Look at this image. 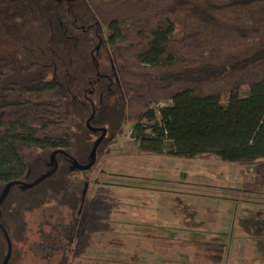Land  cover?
<instances>
[{
    "label": "trees",
    "instance_id": "obj_1",
    "mask_svg": "<svg viewBox=\"0 0 264 264\" xmlns=\"http://www.w3.org/2000/svg\"><path fill=\"white\" fill-rule=\"evenodd\" d=\"M127 124L142 155L264 162V0H0V183L87 164L106 129L90 169L56 154L80 205ZM73 191L56 264H84Z\"/></svg>",
    "mask_w": 264,
    "mask_h": 264
},
{
    "label": "rangeland",
    "instance_id": "obj_2",
    "mask_svg": "<svg viewBox=\"0 0 264 264\" xmlns=\"http://www.w3.org/2000/svg\"><path fill=\"white\" fill-rule=\"evenodd\" d=\"M131 129L124 126L103 170L93 173L84 204L81 171L12 191L7 205L21 207L31 229L43 228L30 240L46 239L49 223L70 221L75 187L83 220L76 259L84 264H264V162L142 155ZM50 193L59 201L45 203ZM12 239L9 264H53L47 242L27 255ZM3 254L0 247V260Z\"/></svg>",
    "mask_w": 264,
    "mask_h": 264
},
{
    "label": "flooded vegetation",
    "instance_id": "obj_3",
    "mask_svg": "<svg viewBox=\"0 0 264 264\" xmlns=\"http://www.w3.org/2000/svg\"><path fill=\"white\" fill-rule=\"evenodd\" d=\"M56 150H59V152H61L62 154H64L67 157L68 161L71 164V169H72V160L74 158L72 156L68 155L63 148H58ZM50 161H51V159H50ZM50 161L48 163V165L50 166V169L48 171H50L54 167V165L50 164ZM57 164H58V162H57ZM57 170H58V168H57ZM72 170H74V169H72ZM77 170H79V169H77ZM56 171L52 175H54L56 173ZM41 175H43V174H41ZM39 177H37V178H39ZM36 179L24 180L22 178L15 177L12 180L0 183V196H1V194L3 193V191L6 188L7 184H9L11 182H17L11 186L6 198L4 199V201L2 203H0V236H2L3 240H4V242L0 241V243H1L0 247L2 249H4V254L0 260V264L3 263V261L5 260L7 254H8L9 243L11 244V256H10L7 264H9V262L13 256V253L15 251V246L13 243L12 236L17 240V242L20 243L19 250L21 251L22 249H24V252L27 255H28V253L34 254V253L30 252V249L33 252H35V251L39 252L40 250H42L39 246H41L43 243L46 244V242H47L48 248H47L46 252H49V254H51L53 256L51 258L53 260V264H56V261L61 256L65 255L66 252H68V250H69L68 240L63 237L64 234L62 233L64 230H66L65 227L67 226V224L69 222L68 223L65 221L60 222L59 224H61V225L64 224L62 226H60L59 224L50 225V223H49L50 233L47 236L41 235V237H46V239H41V240L36 239V241H33V240L31 241L30 240L31 235L34 233V235L39 236L38 231L40 232L41 230H43V228L42 229L36 228L35 230L31 229L29 227V222L27 220H24L21 216H19V211L21 210V207H19V206L17 207L14 204L7 205V201L9 200L10 196L12 195V191H16L15 195H17V196H18V194H21L18 191H22V192L30 191L31 192V190L36 188V186H38L41 182L35 186H32V187H26L25 188V186L27 184H32ZM20 196L21 195H19V197ZM24 198H26V197H24ZM21 199L23 200V198H21ZM21 199L19 200V202H21ZM13 201H16V200H13ZM83 203H84V201L82 202V200H81L80 204H83ZM79 212H81V210ZM25 221H27V222H25ZM32 243H34L33 246H31ZM34 256H36V255H34ZM16 257H18L17 254H16Z\"/></svg>",
    "mask_w": 264,
    "mask_h": 264
},
{
    "label": "water",
    "instance_id": "obj_4",
    "mask_svg": "<svg viewBox=\"0 0 264 264\" xmlns=\"http://www.w3.org/2000/svg\"><path fill=\"white\" fill-rule=\"evenodd\" d=\"M87 126L91 131H96V128H93L90 126L89 124V120H87ZM101 130V135L97 138V140L94 142L93 148L90 152V161L87 164H80L77 160L73 159L72 160V169H79V170H88L90 169L96 162V153H97V149L100 145V143L102 142V140L104 139V137L106 136V129H100ZM57 152H59V150H55L52 155H51V161L50 164L54 165L53 169H51L50 171H48L47 173L41 175L39 178H37L32 184H27L25 186L26 187H32L35 186L37 184H39L40 182H42L43 180H45L46 178L50 177L58 168V164L57 161L55 159ZM17 182H11L9 184H7L5 190L3 191V193L0 196V203H2L4 201V199L6 198L9 189L11 188V186ZM11 256V244L9 243V251L8 254L5 258V260L3 261L2 264H7L9 261V258Z\"/></svg>",
    "mask_w": 264,
    "mask_h": 264
}]
</instances>
